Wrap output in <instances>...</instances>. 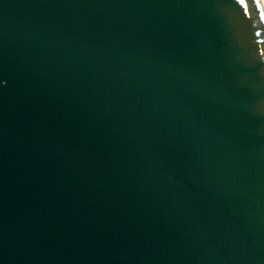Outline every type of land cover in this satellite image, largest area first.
Listing matches in <instances>:
<instances>
[{"label": "water", "instance_id": "95a60500", "mask_svg": "<svg viewBox=\"0 0 264 264\" xmlns=\"http://www.w3.org/2000/svg\"><path fill=\"white\" fill-rule=\"evenodd\" d=\"M0 264H264L259 0H0Z\"/></svg>", "mask_w": 264, "mask_h": 264}, {"label": "bare ground", "instance_id": "6f19581e", "mask_svg": "<svg viewBox=\"0 0 264 264\" xmlns=\"http://www.w3.org/2000/svg\"><path fill=\"white\" fill-rule=\"evenodd\" d=\"M259 2H260L261 7H262V9H263V11H264V0H259Z\"/></svg>", "mask_w": 264, "mask_h": 264}, {"label": "snow or ice", "instance_id": "6c2138e0", "mask_svg": "<svg viewBox=\"0 0 264 264\" xmlns=\"http://www.w3.org/2000/svg\"><path fill=\"white\" fill-rule=\"evenodd\" d=\"M242 2H243V0H242Z\"/></svg>", "mask_w": 264, "mask_h": 264}]
</instances>
